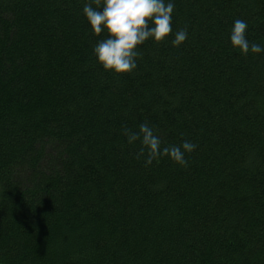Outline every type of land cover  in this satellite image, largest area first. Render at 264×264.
<instances>
[{
    "label": "trees",
    "instance_id": "16d2710c",
    "mask_svg": "<svg viewBox=\"0 0 264 264\" xmlns=\"http://www.w3.org/2000/svg\"><path fill=\"white\" fill-rule=\"evenodd\" d=\"M89 0H0V264H264V0H174L179 46L105 71ZM95 6V5H94ZM190 140L145 164L124 130Z\"/></svg>",
    "mask_w": 264,
    "mask_h": 264
},
{
    "label": "clouds",
    "instance_id": "9594fccd",
    "mask_svg": "<svg viewBox=\"0 0 264 264\" xmlns=\"http://www.w3.org/2000/svg\"><path fill=\"white\" fill-rule=\"evenodd\" d=\"M174 8V0H89L84 3L82 13L93 35L107 34L93 46L97 63L105 71L130 73L137 67L138 46L145 41L151 39L159 43L172 34L171 45L179 47L187 39L188 30L185 27L173 32ZM247 29V21L239 18L233 21L229 32L231 47L241 55L264 52V44L248 39ZM124 135L129 144L139 140L141 152L146 149V165L163 155L178 164H185L186 153L197 147L190 140L162 147L159 136L147 123H141L135 132L125 129Z\"/></svg>",
    "mask_w": 264,
    "mask_h": 264
}]
</instances>
